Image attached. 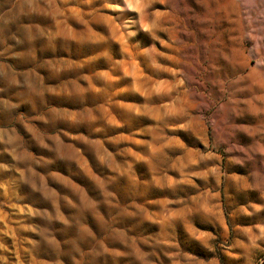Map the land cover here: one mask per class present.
I'll use <instances>...</instances> for the list:
<instances>
[{
    "label": "rangeland",
    "instance_id": "obj_1",
    "mask_svg": "<svg viewBox=\"0 0 264 264\" xmlns=\"http://www.w3.org/2000/svg\"><path fill=\"white\" fill-rule=\"evenodd\" d=\"M0 264H264V0H0Z\"/></svg>",
    "mask_w": 264,
    "mask_h": 264
}]
</instances>
